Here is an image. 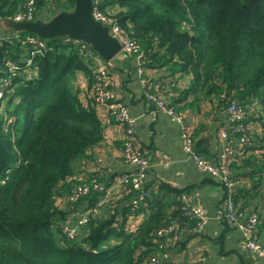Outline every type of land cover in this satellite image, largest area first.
<instances>
[{"label": "trees", "instance_id": "16d2710c", "mask_svg": "<svg viewBox=\"0 0 264 264\" xmlns=\"http://www.w3.org/2000/svg\"><path fill=\"white\" fill-rule=\"evenodd\" d=\"M29 3L33 20H48L72 11L75 1L0 0V19L26 13ZM98 7L139 46L145 68L190 77L184 98L193 105L216 99L224 110L237 102L246 111L242 129L229 132L238 146L248 139L229 159L234 179L252 183L233 197L246 211L264 190V0H98ZM29 36H0V264H146L173 225L195 231L196 220L184 213L179 191L152 198L147 186L149 195L135 207L139 191L126 187L124 209L113 203L106 217L91 214L74 237L64 231L82 215L70 224L57 200L82 185L75 164L103 139L90 98L96 80L79 44L40 38L45 49L34 53ZM80 74L90 86L86 104ZM83 182L92 187L102 179L88 175ZM100 193L79 202L98 211ZM143 211L131 231L129 218Z\"/></svg>", "mask_w": 264, "mask_h": 264}, {"label": "crops", "instance_id": "0c3cea01", "mask_svg": "<svg viewBox=\"0 0 264 264\" xmlns=\"http://www.w3.org/2000/svg\"><path fill=\"white\" fill-rule=\"evenodd\" d=\"M2 34L0 29V36ZM110 77L117 99L136 119V146L151 159L152 168L145 174L144 181L152 192V198L165 197V189L179 191L183 202L200 206L209 217L200 232L173 225L165 234L162 251L157 253L161 264H264V256L245 248L242 232L218 216L227 198V188L208 173L199 170L185 153L181 124L146 103L144 85L135 59L125 54L117 56L110 62ZM143 77L155 93L183 114L184 122L193 132L197 151L219 165L221 154L227 146V141L220 136L221 130L227 125L226 110L216 99L193 105L192 98H184L190 86V77L187 75L173 73L165 67H144ZM77 84L86 104L90 90L86 75L80 74ZM98 115L103 125V139L74 168L75 178L80 182L88 175L102 179L101 184L107 191L100 193L97 213L106 217L112 212L109 209L113 203H118L120 210L128 205L129 202L123 200L124 189L119 181L123 175L137 172V167L123 159V128L111 113L99 111ZM231 141L238 149V139L231 137ZM236 182V188L241 189H248L252 184L248 179ZM103 200L106 202L103 203ZM57 204L67 213L70 212V224L89 207L88 202L83 200L66 204L65 197L59 198ZM237 207L241 209L242 203H238ZM248 207L242 213L251 211L259 215L256 238L264 246V190ZM144 218V211L137 217L129 218L128 227L131 231ZM173 230H176L175 234L171 235Z\"/></svg>", "mask_w": 264, "mask_h": 264}, {"label": "built area", "instance_id": "2783aa9c", "mask_svg": "<svg viewBox=\"0 0 264 264\" xmlns=\"http://www.w3.org/2000/svg\"><path fill=\"white\" fill-rule=\"evenodd\" d=\"M32 3H29V10L26 13H21L13 18L15 21L33 20V8ZM93 18L109 28L111 35H113L119 43L122 45V51L120 54H125L133 57L137 62V69L142 83L144 85V97L149 106H153L157 112L164 113L170 116L174 121L181 124V138L182 147L185 153H187L196 167L211 175L227 188V198L223 204V207L219 211V217L225 218L228 223L237 229H239L244 236V246L252 252L258 253L264 256V246L259 243L256 238L257 227L259 224V215L256 212H239L234 201V194L237 185V180L234 179V173L229 169V159L236 154V148L233 146L231 136L229 132L240 131L243 127V121L247 117L246 111L237 103H231L227 109V125L221 130V138L227 141V146L221 154L220 164H214L205 157L197 154L195 150V138L193 132L188 124L184 122L183 114L177 112L175 107L167 102L162 96L155 93L150 84L143 77V53L140 51L138 45L130 40L121 30L119 25L109 16L104 14L98 7V0H95L93 12ZM34 46V53H42L45 49V43L40 40L38 36H29L26 40ZM64 43L79 44L81 46V53L84 55L91 64L92 74L96 80L95 85L90 94V98L93 101L97 111H107L111 113L119 125L123 128L124 132V147L122 151L123 159L126 163L137 167V172L125 174L120 177V185L123 189L126 187H132L139 191L137 196L132 199L133 206H138L139 202L149 195V190L146 187L144 178L145 174L152 168V162L149 157L146 156L136 146V119L131 116L128 108L117 99L115 92L112 89V81L110 77V62L105 61L90 47L82 44L80 41L72 39L68 36L62 38ZM2 93V92H1ZM0 93V96L2 94ZM233 128V129H232ZM248 143V139L243 137L239 140V148H242ZM85 181V180H83ZM81 181L82 185L77 186L70 193L71 195L65 198L66 204L78 203L79 199L83 196H87L92 190L97 192H106L107 189L100 183H95L91 187L86 182ZM111 192V191H110ZM106 200H103V203ZM184 213L192 219H195L197 225L195 227L196 232H200L204 226L208 223L209 217L204 210L197 205L190 202H183ZM97 210L89 209L82 216L76 219L75 225L66 224L64 231L68 233L70 237L76 235L77 230L84 226L89 221L91 214H96ZM146 264H161L159 257H153L149 259ZM203 264V263H201ZM206 264V263H204Z\"/></svg>", "mask_w": 264, "mask_h": 264}, {"label": "water", "instance_id": "95a60500", "mask_svg": "<svg viewBox=\"0 0 264 264\" xmlns=\"http://www.w3.org/2000/svg\"><path fill=\"white\" fill-rule=\"evenodd\" d=\"M72 11H60L50 19L15 21L0 19L3 34L13 31L29 32L43 39H58L66 36L90 47L105 61L111 62L122 51V45L111 35L109 28L93 18L95 0H74ZM176 230L171 232L175 234Z\"/></svg>", "mask_w": 264, "mask_h": 264}, {"label": "rangeland", "instance_id": "374dc122", "mask_svg": "<svg viewBox=\"0 0 264 264\" xmlns=\"http://www.w3.org/2000/svg\"><path fill=\"white\" fill-rule=\"evenodd\" d=\"M2 36V35H1Z\"/></svg>", "mask_w": 264, "mask_h": 264}]
</instances>
